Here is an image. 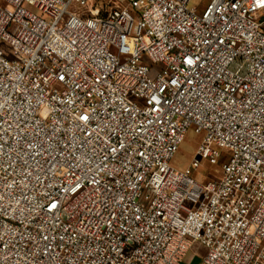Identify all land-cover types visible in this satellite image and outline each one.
Returning a JSON list of instances; mask_svg holds the SVG:
<instances>
[{
    "label": "built area",
    "instance_id": "obj_1",
    "mask_svg": "<svg viewBox=\"0 0 264 264\" xmlns=\"http://www.w3.org/2000/svg\"><path fill=\"white\" fill-rule=\"evenodd\" d=\"M190 2L0 0V264H264V0Z\"/></svg>",
    "mask_w": 264,
    "mask_h": 264
},
{
    "label": "rangeland",
    "instance_id": "obj_2",
    "mask_svg": "<svg viewBox=\"0 0 264 264\" xmlns=\"http://www.w3.org/2000/svg\"><path fill=\"white\" fill-rule=\"evenodd\" d=\"M209 0H191L189 6L190 7H200L203 9ZM77 7L75 5L72 6V10H75ZM198 140L195 136L193 130H190L185 141L182 143L179 152L175 156L173 160V165L177 168L184 169L190 166L191 161L195 155V150L198 146ZM229 158V154L227 152H223L222 157L220 159L221 162L227 161ZM219 174V168L212 165L209 162H205L202 167H200L196 172H194V177L197 179H201L204 181L207 175L211 174L209 178H215L216 174ZM198 247L196 250L199 253H203V250ZM182 264H201V259L199 256H196L194 250L190 253L189 257L185 259Z\"/></svg>",
    "mask_w": 264,
    "mask_h": 264
},
{
    "label": "crops",
    "instance_id": "obj_3",
    "mask_svg": "<svg viewBox=\"0 0 264 264\" xmlns=\"http://www.w3.org/2000/svg\"><path fill=\"white\" fill-rule=\"evenodd\" d=\"M189 255H190V254H189ZM189 255H188V257H189ZM188 257H187V258H188Z\"/></svg>",
    "mask_w": 264,
    "mask_h": 264
}]
</instances>
